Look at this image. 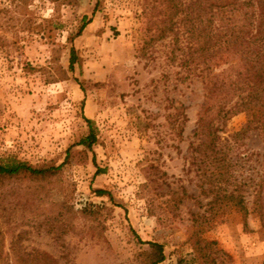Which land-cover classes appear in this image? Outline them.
<instances>
[{
  "label": "rangeland",
  "instance_id": "1",
  "mask_svg": "<svg viewBox=\"0 0 264 264\" xmlns=\"http://www.w3.org/2000/svg\"><path fill=\"white\" fill-rule=\"evenodd\" d=\"M153 1L0 0V161L40 169L66 161L47 183L24 175L0 183V264L15 263L13 242L60 264H151L147 242L164 246L160 264H264V216L252 211L258 192L264 203V135L250 131L235 146L249 158L235 175L250 213L226 215L204 233L197 215H209L212 196L201 195L188 159L204 83L182 65L190 41L183 26L177 36L150 30L143 13ZM156 19L164 16L157 11ZM237 59L227 53L216 73ZM87 119L92 149L79 144L90 133ZM247 121L236 115L221 136ZM149 177L161 205L155 216L142 193ZM44 186L47 198L38 201ZM57 202L75 212L60 239L44 222Z\"/></svg>",
  "mask_w": 264,
  "mask_h": 264
},
{
  "label": "trees",
  "instance_id": "2",
  "mask_svg": "<svg viewBox=\"0 0 264 264\" xmlns=\"http://www.w3.org/2000/svg\"><path fill=\"white\" fill-rule=\"evenodd\" d=\"M157 11L158 15L164 16L160 24L156 19ZM143 15L147 18L150 30L154 28L160 33L159 37H165L167 33H175L177 36L180 33L178 29L183 26L184 34H188L190 41L185 47L187 51L182 65L189 71L198 70L204 83L205 100L193 141L189 144L188 159L191 169L199 178L201 195L212 196L205 210L209 215H197L202 219V230L206 233L226 215L233 212L245 215L250 213L240 193L245 184L235 175L239 161L247 162L249 158L243 154L235 155V146L250 131H259L264 135V0H156L152 5H147ZM85 27L86 24L81 30ZM174 46L175 50H183L178 40ZM230 52L238 55L236 63L216 73L224 56ZM75 63L73 49L71 69H74ZM181 109H184L182 114L185 125L188 117L185 107H178L177 111ZM241 113L247 116V125L228 138H223L221 133L228 122ZM87 122L91 126L90 133L79 144L92 149L97 136L92 121L87 119ZM65 164L66 161L59 166L40 169L9 157L0 161V183L19 179L22 175L47 183L60 175ZM150 183L151 177L143 184L142 193L150 214L155 216L161 205L157 204V198L152 195V188L155 187ZM44 190L45 186L42 192L37 193L39 195L35 198L38 201L46 200L48 193ZM29 191L20 189V193L27 195ZM96 192L100 196L106 194L102 190ZM183 193L187 198H195L187 195L185 190ZM258 193L252 211L264 216V203ZM56 207L57 213L46 216L44 222L50 224L51 221L52 233L60 239L74 228L66 219V214L73 213L74 209L67 207V203L57 202ZM146 244L152 249L151 253H146L151 264L162 263L165 260L164 246L158 242ZM10 256L15 258L14 264H60L59 259L53 255L39 250L25 251L16 247L15 242ZM2 259L3 250L0 251Z\"/></svg>",
  "mask_w": 264,
  "mask_h": 264
}]
</instances>
